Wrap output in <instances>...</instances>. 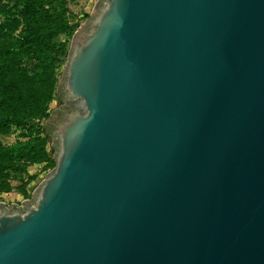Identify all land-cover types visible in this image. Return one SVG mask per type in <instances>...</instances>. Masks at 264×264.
Masks as SVG:
<instances>
[{
    "label": "water",
    "instance_id": "95a60500",
    "mask_svg": "<svg viewBox=\"0 0 264 264\" xmlns=\"http://www.w3.org/2000/svg\"><path fill=\"white\" fill-rule=\"evenodd\" d=\"M0 201V264H264V0H98Z\"/></svg>",
    "mask_w": 264,
    "mask_h": 264
},
{
    "label": "trees",
    "instance_id": "16d2710c",
    "mask_svg": "<svg viewBox=\"0 0 264 264\" xmlns=\"http://www.w3.org/2000/svg\"><path fill=\"white\" fill-rule=\"evenodd\" d=\"M15 1L20 2V5L23 3L22 18L14 12L12 2ZM45 4L43 0H0V13L12 17L0 22L1 130H6L11 123L23 125L34 117L48 115L47 103L51 99L55 82V53L61 47L59 44L50 45L49 38L58 29L69 27L68 31L72 32V28L60 11L49 12ZM23 19L27 22L20 27L17 34L21 38L20 44L15 46L11 39ZM6 45L8 48L4 49ZM28 53L38 59L33 64L35 73L29 80L19 70V61ZM28 130V139L10 146L0 144V160L27 158L43 161L48 158L46 143L50 135L44 131V126L28 124ZM53 149L51 146L50 150Z\"/></svg>",
    "mask_w": 264,
    "mask_h": 264
},
{
    "label": "rangeland",
    "instance_id": "374dc122",
    "mask_svg": "<svg viewBox=\"0 0 264 264\" xmlns=\"http://www.w3.org/2000/svg\"><path fill=\"white\" fill-rule=\"evenodd\" d=\"M48 7L49 12L58 10L61 12L63 18L68 22V25L72 28V32L86 21L89 17L95 3L98 0H43ZM14 3L13 9L19 18H22V6L23 3ZM6 18H12L6 14L0 13V22ZM44 20V18H42ZM27 22L23 19L22 23L17 29H15V35L11 39L12 43L16 46L20 44L21 38L17 36L22 24ZM69 28V27H68ZM66 29H58L54 35L49 38L50 45L59 44L61 47L57 49L55 53V66H54V89L51 99L47 103L48 115L46 117H34L32 120H28V124H36L45 126L46 120L51 112L58 107L62 100L57 95V83L61 76L63 67L65 65L68 50L70 46V40L72 32ZM17 36V37H16ZM7 49V45L3 47ZM38 59L32 54L24 55L19 61V70L23 76L29 80L30 76L35 73L33 64ZM16 125L11 123L6 130L0 129V144L3 146H10L18 141L28 139V124ZM52 146V136L48 137L46 148L48 150V158L43 161H33L27 158L20 159H1L0 160V201L5 203L20 204L24 199L30 198L37 188L40 181L54 166V149L50 150Z\"/></svg>",
    "mask_w": 264,
    "mask_h": 264
}]
</instances>
